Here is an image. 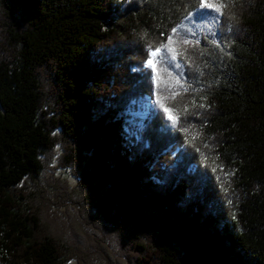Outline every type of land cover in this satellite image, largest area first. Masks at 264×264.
Instances as JSON below:
<instances>
[{
	"label": "trees",
	"instance_id": "16d2710c",
	"mask_svg": "<svg viewBox=\"0 0 264 264\" xmlns=\"http://www.w3.org/2000/svg\"><path fill=\"white\" fill-rule=\"evenodd\" d=\"M208 2L0 0V264H264V0ZM174 27L173 97L147 59Z\"/></svg>",
	"mask_w": 264,
	"mask_h": 264
},
{
	"label": "snow or ice",
	"instance_id": "6c2138e0",
	"mask_svg": "<svg viewBox=\"0 0 264 264\" xmlns=\"http://www.w3.org/2000/svg\"><path fill=\"white\" fill-rule=\"evenodd\" d=\"M197 9H214L217 13L223 14V10L226 7V4L223 2L220 3H209L208 0H195ZM205 21L206 24L204 26L213 24L216 21L215 17H211L207 12L205 11H197L194 17L190 14L189 22L192 25L191 28L188 29V31L191 33L192 37L194 39H181L179 43L183 46H187L190 44H193L198 46L200 41L199 39H195L197 36V32L199 28L201 27V24L198 22ZM177 28L171 29V34L167 36L166 42L161 43L158 47H156L154 50L149 47L148 49V55L149 58L147 59V65L152 70V78L156 81L157 86L160 87L161 84L171 93V95L174 97L175 95H178V92H173L172 89L174 87H183V84H181L180 79L173 77L172 73L168 71V67H160L158 69V65H171V61H176L178 56H184L187 48L185 47L183 51L179 50L176 47L177 40L174 39L177 35ZM219 47V44L216 45ZM170 54V58H169ZM159 57V59H157ZM175 68H180L181 64L177 63L174 65ZM180 74L178 73L177 76ZM167 99V97H165ZM161 106L163 107V103H161ZM203 106V105H201ZM165 111H168L166 108ZM170 119H173V117L170 115Z\"/></svg>",
	"mask_w": 264,
	"mask_h": 264
},
{
	"label": "rangeland",
	"instance_id": "374dc122",
	"mask_svg": "<svg viewBox=\"0 0 264 264\" xmlns=\"http://www.w3.org/2000/svg\"><path fill=\"white\" fill-rule=\"evenodd\" d=\"M144 106H146V102L140 103L137 109L130 110V112L127 114L125 123H126V127H128L127 128L128 132L130 131L132 135L135 134V132L141 126V123L145 116ZM46 164L48 165V168L45 167L43 169L41 180L38 181L39 185L42 184L44 185V187H46L47 183L51 181V184L52 183L55 184V187L58 190H60L61 188L60 185L63 186L61 193L67 192L71 188H74V185L76 184V180L74 179V177L70 174L68 170L58 167L57 162L55 161L54 158H50L49 162ZM46 188L51 190V187L47 186ZM68 198L63 200L66 203V206L68 207L73 206V204H76V202L79 201V199H77V195L69 196L68 194ZM66 209L67 208L65 207L61 208L62 211ZM69 264H78V261L76 259H72L70 260ZM89 264H105V262H102L99 259H96V257H93Z\"/></svg>",
	"mask_w": 264,
	"mask_h": 264
}]
</instances>
